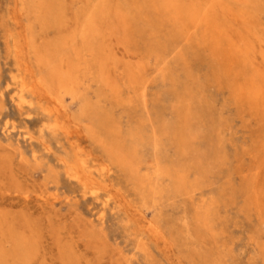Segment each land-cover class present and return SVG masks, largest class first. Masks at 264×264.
Returning a JSON list of instances; mask_svg holds the SVG:
<instances>
[{
  "label": "rangeland",
  "instance_id": "rangeland-1",
  "mask_svg": "<svg viewBox=\"0 0 264 264\" xmlns=\"http://www.w3.org/2000/svg\"><path fill=\"white\" fill-rule=\"evenodd\" d=\"M88 1L0 0V264H264V102L256 110L243 92L264 79V0H181L205 17L198 29L174 27L161 6L160 17L158 0H108L100 59L63 89L52 75L77 71ZM140 132L163 143L177 177L200 180L216 152L226 164L204 172L193 198L144 201L107 155ZM132 157L153 171L144 144ZM212 203L213 224L200 230L195 207Z\"/></svg>",
  "mask_w": 264,
  "mask_h": 264
},
{
  "label": "bare ground",
  "instance_id": "bare-ground-1",
  "mask_svg": "<svg viewBox=\"0 0 264 264\" xmlns=\"http://www.w3.org/2000/svg\"><path fill=\"white\" fill-rule=\"evenodd\" d=\"M233 1H235V0H233ZM235 2H237V0ZM239 2H242V4L244 3L243 4L244 6L250 5L251 8L252 7H257L256 0H239ZM46 3L47 2H45V3L43 2V6H42L43 9H45V10L49 9L48 13L52 14V10L49 8L51 4L49 5V4H46ZM159 6H161L162 13L166 15V18H167V16H169L172 19V22L174 21L173 22L174 24L175 23H177V24L180 23L179 25L174 26L176 28H178L180 25H181L180 27H182V25L184 26L186 23H189V21H190V23H192V27H196L197 28L199 22H203L204 19H205V17H203V19L199 18V15H198V13L196 11L197 8H196V10L192 9V8H187V6L183 2H181V0H158V13L160 14ZM117 11L119 12V10H117ZM85 12L86 13L84 15V18H82V20H80V25H79L80 29H81L80 31H82V32L79 33V31H78V33L75 34V36H77V37L79 36V38L81 37V39H82V43L83 44H82V46H80V48H79L80 50L72 49V48H69L67 46L68 42H71L72 44H73V41L75 42L74 39H77V38H75V36H72V37L69 36L70 39H67L66 42H63V45L65 46V48L72 49L74 51V55H75L74 59H73L72 55H70L71 58H70V56H68V58H70V60L73 63L74 62L76 63L77 66L75 65L76 66L75 70H77V71H75L74 73H73V71H71V72L67 71V73H65V72L63 73V71H62L63 67H61L59 70H54L53 75H52L53 77H55L57 79V82L59 83V86H61V88H63V89L65 87L66 88L70 87V85H72L74 83H77V79H75V75H76V72L79 71L80 66L82 67V64H84V65L85 64H89V65L93 64L92 62L95 60V57L93 55L96 52L95 51L96 50L95 46L97 47V49H99V47L102 49V47L100 46V43H99L100 41H98L97 43H96V41L99 38L100 24L103 23V21L106 20L107 17L109 18V15H110V5L108 3V0H90V1H88L87 9H86ZM159 16L161 17V14ZM118 18L119 17H117V19ZM119 21H120V18H119ZM206 24H207V22H206ZM168 26L169 27L171 26L170 28H172V25L171 24L169 25V22H168ZM174 27H173V29H174ZM178 29H180V28H178ZM175 31H176V29H175ZM192 32H193V29H192ZM194 32H195V30H194ZM184 34H185V32L181 31V35H184ZM181 35H180V37H181ZM174 43L177 44L178 43L177 40H175ZM57 44H59V43H57ZM60 47L62 48V45H60ZM70 47H71V45H70ZM75 48H78L76 44H75ZM57 49H58V47H57ZM58 50H56V52L59 53ZM262 53L263 54H261V57L263 55L262 58H264V51H262ZM68 54H70V53H68ZM246 54H248V52ZM97 55H99V54L96 53V56ZM98 58H96L95 62H97L100 59V58L99 59ZM66 59H67V57H66ZM67 61H69V60L67 59ZM240 61L242 63L241 59H240ZM68 63H70V61ZM68 63H66V64H68ZM67 66L69 67V65H67ZM70 67H72V66H70ZM252 71L255 72V69L254 70L252 69ZM252 77H254V76L252 75ZM243 78H245V76ZM246 79H247V77H246ZM246 79H244L242 82L245 83ZM249 79H251V78L249 77ZM242 82H240V79H239V83L241 84ZM242 84H241V86H243V87L245 85V87H244L245 89H243L241 87V89H243L244 95L247 94L248 99L250 101H252L251 104L254 103V105L256 106L255 109L257 110V108L261 104H263L262 102H264V79H263V77L261 75H259L254 80L253 79L252 80H248V81H246V83L244 85H242ZM234 85H235V87H234L235 90H237L238 88H236L237 87L236 84H234ZM72 88H70V89H72ZM241 92H242V90H241ZM241 97H244V96H241ZM247 97H246V99H247ZM20 98L23 99V100H21V102H23V104H25L23 90L21 92ZM244 100H245V98H244ZM244 100L242 99L243 102H245ZM245 103L247 104V102H245ZM254 105L252 104V106H254ZM262 107H263V105H262ZM262 113H264V109H263ZM102 118L103 117L101 115H98L97 118H96V121H97V123H99L100 127L105 128L106 127V123H102L103 121L100 122L102 120ZM49 130H51V129H49ZM93 130L95 131V129H93ZM184 130L187 131V129H185V128H184ZM165 134H166V132H165ZM137 138H138L137 140L133 141V144L131 145V147H129V150H126L128 152H126L124 150L126 148V146L125 145H121V143H114L113 146L111 145L112 146L111 149H109L110 148V144H109V148L108 149L110 151H109V153L107 155L109 156V158L112 161H114V162L116 161L115 163H119L120 165H123L128 170L129 176L133 178V179L130 178L131 181H133V180L137 181V184H136V185H138V187L136 188L137 192L139 193L141 199H143L144 201H148L149 200L148 202H151V201L152 202H156V200H158V199H164L166 197L175 198V197H178V196H181V195H185V196L193 198L194 194H192V193L195 192L194 189H196L198 186H199V189H200L199 183H202L201 181H203L202 177H204V175H205L204 172H206V170H207V172H208V170H213L214 172L217 173L218 170L221 168V166L226 164L225 162H223L224 157H225L223 155L224 153L223 152H216L217 154H219L221 156H217L215 154V156L213 157V159H215V157H216V162L213 163V164H215V166L210 168V169H202V171L200 170V176H201L200 180H199V178H196V180H194V181H189V179L186 178V176L184 174H181L179 177H177V172H179V171H177V170H173L172 171V169L170 168V165L174 166V164H173L174 161H171L172 158L170 157L169 153H167V152L164 153V151H165L164 148H163L164 145H163V143L160 140L154 139L152 143H149L147 141V139L144 138L142 132L138 133ZM102 144L104 145L105 141ZM142 144H144L145 147H148L152 151V158H153V161L155 162V166H154L153 171L152 172L149 171V172H147L145 174L142 173V171L140 170V167H139L142 163L132 157L133 153L136 152L139 147H142ZM129 155H131V156H129ZM21 157H22V155L20 156V158ZM208 158H210V157H208ZM208 158H205V159L207 160ZM210 160H211V158H210ZM26 162H27V160H26ZM24 163H25V161H24ZM82 165H83V163H82ZM82 165L80 166L81 169H82ZM84 166H85V164H84ZM209 166H210V163H209ZM84 169H86V168H84ZM109 170H110L109 168H103L101 170V172L102 173H106ZM71 171H73V170H71ZM103 171H105V172H103ZM72 176L76 180L82 181V183H84L83 185L86 186L87 188L89 187L88 184L92 185V182H90L86 177H83L82 175H80L79 172H77V171L74 172L72 174ZM166 178H169L170 182H169L168 185L164 186V185H162V183L165 181ZM133 184H134V182H133ZM208 184H209V182H208ZM89 188H92L91 189V194L92 195H94L95 197L98 196L100 188H98V187H89ZM239 191H240V189H239ZM245 192L246 191L244 190V193ZM213 202L215 203V200ZM214 203H212V204H210L209 206H206V207L204 205H199L197 208L195 207L194 220H195L196 223H198V227L200 228V230H203V228H208L211 224H213V221H214V219L212 218V216L214 215L213 209L216 208L214 206ZM217 212H219V211H217ZM182 220L184 221V223H183L184 229L186 231H188L186 229V228H188V224L186 222V219L183 218ZM173 224H174V222H173ZM175 225H176V223H175ZM147 227H148V229L153 230V226L152 225H147L146 228ZM196 228L197 227H195L194 229H196ZM9 229H10V227H9ZM155 232H157V230H155V228H154V234H155ZM14 235H15V233H14ZM16 237H17V235H16ZM19 246L21 247V244H19ZM19 246L17 245L16 247H19ZM19 250H22V249H19ZM25 257H26V255H25ZM16 259H18L17 256H16ZM22 259H24V258H22ZM22 262H24V261H22Z\"/></svg>",
  "mask_w": 264,
  "mask_h": 264
}]
</instances>
